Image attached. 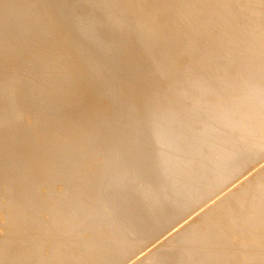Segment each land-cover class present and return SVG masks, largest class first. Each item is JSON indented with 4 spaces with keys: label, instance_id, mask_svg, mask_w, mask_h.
I'll list each match as a JSON object with an SVG mask.
<instances>
[{
    "label": "bare ground",
    "instance_id": "6f19581e",
    "mask_svg": "<svg viewBox=\"0 0 264 264\" xmlns=\"http://www.w3.org/2000/svg\"><path fill=\"white\" fill-rule=\"evenodd\" d=\"M0 264H264V0H0Z\"/></svg>",
    "mask_w": 264,
    "mask_h": 264
}]
</instances>
